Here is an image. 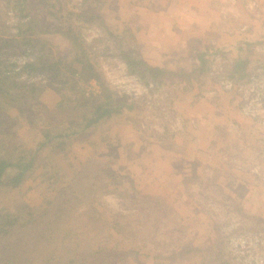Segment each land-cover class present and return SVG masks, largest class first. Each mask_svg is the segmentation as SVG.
<instances>
[{
  "label": "rangeland",
  "instance_id": "rangeland-1",
  "mask_svg": "<svg viewBox=\"0 0 264 264\" xmlns=\"http://www.w3.org/2000/svg\"><path fill=\"white\" fill-rule=\"evenodd\" d=\"M22 1L19 12L17 0H0V39L31 20V32L21 36L44 44L45 58L69 60L74 52L56 27L72 12L107 86L132 108L68 137L62 150L43 146L18 186L0 184V212L20 222L26 210L36 216L30 227L0 235V264H264V0ZM182 22L237 30L233 54L248 61L246 76L231 79L233 56L225 46L194 38L183 49ZM118 39L172 74L143 84L127 73ZM24 47L0 55L21 63ZM20 82H32L38 93V102L25 106L29 115L59 100L50 73ZM200 111L206 129L215 122L219 146L174 167L161 147ZM32 119L28 124L26 114L0 100V155L36 149L45 120L38 113ZM51 227L56 231H45Z\"/></svg>",
  "mask_w": 264,
  "mask_h": 264
},
{
  "label": "trees",
  "instance_id": "trees-1",
  "mask_svg": "<svg viewBox=\"0 0 264 264\" xmlns=\"http://www.w3.org/2000/svg\"><path fill=\"white\" fill-rule=\"evenodd\" d=\"M15 7L21 12L23 1L17 0ZM73 15L70 11L66 12L62 16L60 27H56V32L68 41L74 52L69 60L53 61L45 58L44 55L48 51L44 44L34 41L31 35L21 36L22 30L31 32V28H33L31 20L27 22L25 29H20L21 25L19 24L16 36L0 39V52L9 47L18 48L24 44V51L27 55V58L21 63L8 61L0 55V100L9 103L19 114H26V120L30 125H33L32 117L36 118L37 113L42 115L45 120V126L39 130L42 140L37 142L34 151L26 150L25 153H17L15 156L0 155V184H5L10 188L18 186L25 174L33 169L36 154L43 146L49 145L51 149L62 150L65 139L68 137L83 132L113 114L120 113L123 108H132L125 95L115 97L107 86L102 73L92 59V53L73 25ZM21 17L22 19L26 18V13H21ZM21 38L23 39L19 40ZM118 43L120 47H124V42L121 39H118ZM125 44L127 47H119L118 55L126 66L127 73L137 76L143 84H148L149 80L157 84L160 82V77L172 74L166 69L147 64L134 46H128V42ZM203 48V51L197 52L199 72L206 63L205 56L208 48ZM247 62L245 59L236 60L231 79H242L246 76ZM42 72L50 73L54 77L57 83L55 90L59 100L52 108L41 106L40 111L31 112V117L25 113V106L35 105L38 102V93L35 84L32 82L21 83L20 80L22 76ZM92 84L97 87V90L91 88ZM9 118L4 115L1 124L7 126ZM8 170H13V173L8 174ZM25 213L24 222H20L21 216L0 212V235L5 236L16 228L33 225L36 216L29 210H26ZM89 228V226L86 227L83 232L86 233ZM45 231L54 232L56 227L46 228ZM44 237L48 238L49 235L45 234ZM81 240L83 241V239ZM78 241L80 242V240Z\"/></svg>",
  "mask_w": 264,
  "mask_h": 264
},
{
  "label": "crops",
  "instance_id": "crops-1",
  "mask_svg": "<svg viewBox=\"0 0 264 264\" xmlns=\"http://www.w3.org/2000/svg\"><path fill=\"white\" fill-rule=\"evenodd\" d=\"M210 21V19H208ZM187 24V25H186ZM182 22V25H178L181 30H178L180 35H182V38L184 39L183 43H180V46L182 48L187 47V41L189 39H201L199 42L202 46H208L214 43V47L218 46H225L223 47L224 50L231 49L230 56H233V59L231 60V66L229 71L232 72L233 65L236 62L237 59H242L241 55L236 52L233 54V48L236 44L234 40H237L240 37V34L237 30H230V32L227 29V27H222L217 24L214 26H210V24L204 25L203 28H200L201 26L197 24L196 22H192L191 25L189 23ZM251 34L249 35V37ZM247 37V39L249 38ZM211 43V44H210ZM210 47V46H209ZM144 60V59H143ZM146 63H148L151 66H158V63L156 60H146ZM198 103V102H196ZM183 105V104H181ZM196 104H193L192 107H195ZM200 105L206 106L203 101H200ZM209 108V107H208ZM181 112V110H178ZM191 113H186V118L191 117ZM211 113L208 115V120L211 118ZM206 116V115H205ZM203 111L195 113V118L192 119L193 123L190 125L188 122H191L189 120L186 125L179 124L178 128H174V130L170 131L169 138L167 141H170V143L167 145L166 148L161 147V149H164L163 154H166L167 159H170V161L175 162V164H172V166L176 167L177 163L180 165L185 166V160L186 158H190L191 162L200 160V154L203 155V153L208 150L209 146L214 144L215 149L217 150V147L219 146L218 139L215 138L217 134H215L216 124L215 122H211L209 127H212L211 129H206V124L204 122ZM196 122V123H195ZM184 123V121H183ZM179 129V131H178ZM213 129V130H212ZM209 130V131H208ZM209 137V139L207 138ZM222 145V143H221ZM192 153H195V155L192 157ZM198 155V156H196ZM196 159V160H192ZM182 161V163H181ZM195 165V163H192V166ZM183 168V167H181ZM179 169V168H178ZM184 169V168H183Z\"/></svg>",
  "mask_w": 264,
  "mask_h": 264
}]
</instances>
